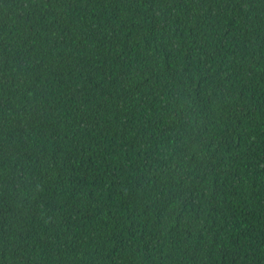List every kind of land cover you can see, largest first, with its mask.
Returning a JSON list of instances; mask_svg holds the SVG:
<instances>
[{"label":"trees","instance_id":"1","mask_svg":"<svg viewBox=\"0 0 264 264\" xmlns=\"http://www.w3.org/2000/svg\"><path fill=\"white\" fill-rule=\"evenodd\" d=\"M0 264H264V0H0Z\"/></svg>","mask_w":264,"mask_h":264}]
</instances>
